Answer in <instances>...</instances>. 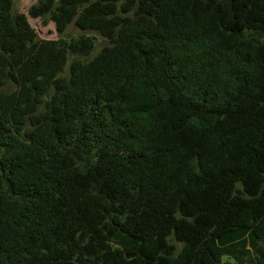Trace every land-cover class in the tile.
I'll use <instances>...</instances> for the list:
<instances>
[{
	"label": "trees",
	"instance_id": "trees-1",
	"mask_svg": "<svg viewBox=\"0 0 264 264\" xmlns=\"http://www.w3.org/2000/svg\"><path fill=\"white\" fill-rule=\"evenodd\" d=\"M29 15L108 44L0 0V264H264V0Z\"/></svg>",
	"mask_w": 264,
	"mask_h": 264
},
{
	"label": "rangeland",
	"instance_id": "rangeland-1",
	"mask_svg": "<svg viewBox=\"0 0 264 264\" xmlns=\"http://www.w3.org/2000/svg\"><path fill=\"white\" fill-rule=\"evenodd\" d=\"M38 0H15V8L17 11L25 13L28 15L29 21L31 25L36 29L38 35L42 39H62L63 41L70 42L73 39L78 38L83 33L91 36L96 37V45L94 50L91 52L90 55L87 56H80L71 54L69 57V62L66 67V70L64 72V75L69 74V65L71 62L75 59H84V60H90L92 59L105 45L108 44V40L101 36L98 32L95 31H87L83 32L80 30L74 23H71L67 30L60 34L56 29L55 22L51 19V17L48 15L45 18H33L29 15V9L30 7L37 3ZM264 40V39H262ZM1 153V152H0ZM262 245H264V240L261 242ZM181 247V244H179ZM224 263L226 264H236L235 261L232 258L224 257Z\"/></svg>",
	"mask_w": 264,
	"mask_h": 264
}]
</instances>
